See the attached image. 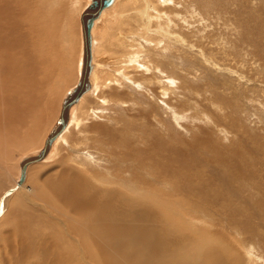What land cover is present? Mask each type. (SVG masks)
Segmentation results:
<instances>
[{"label": "rangeland", "instance_id": "obj_1", "mask_svg": "<svg viewBox=\"0 0 264 264\" xmlns=\"http://www.w3.org/2000/svg\"><path fill=\"white\" fill-rule=\"evenodd\" d=\"M47 1L57 23L49 40L58 60L54 57L56 65L33 129L21 128L26 136L0 158V196L18 178L21 160L39 152L57 126L61 104L79 79L80 16L86 0ZM125 1L129 8L122 15L114 9L108 23L96 28L107 32L100 40L104 49L99 58L108 84H98L75 110L50 157L29 166L27 187L5 200L0 234L6 235L14 208L24 205L32 212L29 190L35 194L47 177L70 168L91 190L123 192L135 183L147 200L161 206L158 213H173L167 222L191 241V249L201 244L206 253L219 252L222 264H264V0ZM43 2L32 0L39 7ZM149 64L162 68L163 84L153 82ZM167 78L173 84L166 83ZM16 90L8 93L17 95ZM129 147L131 158L138 150H146L155 162L162 158L164 168L156 184L153 180L141 186L125 172L119 159ZM76 152L79 156L70 158ZM96 178L100 182L93 185ZM128 200L132 205L137 198ZM61 203L56 201L58 207ZM36 210L51 223L50 230H59L61 224L53 216L59 218L60 211Z\"/></svg>", "mask_w": 264, "mask_h": 264}, {"label": "bare ground", "instance_id": "obj_2", "mask_svg": "<svg viewBox=\"0 0 264 264\" xmlns=\"http://www.w3.org/2000/svg\"><path fill=\"white\" fill-rule=\"evenodd\" d=\"M43 1L45 3H41L40 6L42 7H39L34 5L32 0H0V158L7 155L9 148L16 144V141L26 136L25 131H21V128L25 127L23 129L26 131L33 129L37 121V108L43 105L44 90L46 91L49 85V76L51 78L53 67L56 65L55 50L49 39L52 37V29L57 23L49 13L51 10L50 3L48 4L47 0ZM91 2L92 0H86L83 9L90 6ZM126 8H129V3H126L125 0H113L110 7L100 11L90 30L89 49L87 43L84 42L82 33V59L79 79L85 69L88 84L86 88H83L76 102L69 106L63 126L59 127L58 131L56 130L55 138L41 161L49 158L54 146L59 140H63L69 125L73 122L75 110L83 107V103L89 95L93 94L92 92L96 90L98 84L100 87L102 84L105 86L108 84L107 73L103 70L100 63L101 58H99L104 49L100 40L102 41L107 32L99 33L96 28L103 22L108 23V16L112 10H119L115 12L117 15H122ZM138 8L135 10V15L140 13ZM172 29L170 28V30ZM85 51L89 55V65L86 66L83 57ZM147 53L149 54V52ZM154 65L149 66L152 69L150 71L154 74L151 79L157 85L159 82L163 84L159 78L163 75L160 71L162 68L160 67L158 70L159 66ZM137 67L143 69L142 66ZM150 71L147 70V72ZM166 83L173 84L169 78H167ZM13 87L17 88L16 91L19 93L12 96V93L9 94L8 92ZM148 87L147 89L152 92V87ZM173 110L175 111V109ZM53 130L43 141L42 148L48 136L54 133ZM89 134L91 135V133ZM90 142L96 141L91 139ZM5 145L9 146L8 149ZM130 149L129 147V151L123 152L119 159L126 166L125 172L131 178L139 181L141 186L153 180L156 184L164 165L162 158L156 162L153 159L150 160L146 150H138V153L135 152L134 154L132 152V155L135 156L131 158ZM77 156L79 154L76 152L70 158L74 159ZM3 163L1 160L0 167H3ZM37 163L26 166L24 179L20 183L19 167L18 178L0 196V219L6 198L27 187L24 182L27 177V170L29 166ZM52 176L50 175L42 182V187L40 185L35 194L32 193L33 190H29L27 193L28 197L33 194L29 197V201L34 205L31 208L34 213L27 211L24 205L14 208L12 220L5 224L7 227L5 228L6 235L0 234V264L5 262L2 258L4 252L8 264H222L219 260V252L206 253V248L200 247L201 244L191 249V241L189 242L179 233H176L173 222H167L174 217L173 213L169 211V215L166 217L161 215V212L158 213L157 211L161 209V206L156 202L154 204L152 200H147L146 192L142 188L136 189L135 183H132L134 188L129 189V191L119 192L118 188L115 190L108 188L97 190L94 188V191L86 183H79V178L70 168L67 170L60 168ZM36 182H33V185H36ZM96 182L100 181L96 178L93 185ZM78 184L87 187L81 186L79 189ZM151 193L153 196L155 195V193ZM130 196L137 198V200H133L132 205H130L131 200H128ZM56 201L62 202L61 208L58 207ZM155 205L158 208L152 210ZM39 207L46 209L49 214H57L60 211L59 218L53 216L58 220L56 224L58 222L61 224L58 231L50 230L53 228L51 223L47 221L48 219L35 214ZM64 212H72L76 214V217L67 218ZM124 216L126 218H123ZM40 227L44 228L46 232H43Z\"/></svg>", "mask_w": 264, "mask_h": 264}, {"label": "water", "instance_id": "obj_3", "mask_svg": "<svg viewBox=\"0 0 264 264\" xmlns=\"http://www.w3.org/2000/svg\"><path fill=\"white\" fill-rule=\"evenodd\" d=\"M112 3H113V0H92L91 5L88 6L86 9H84L83 12L81 13V16H80L81 30L83 33L84 42L87 43L88 49L90 46V30L93 25L94 19L99 15L102 9L110 7ZM83 57L85 59L84 65L85 66L89 65V60H88L89 55L87 51L83 53ZM85 71L86 70L84 69L79 79V82L77 86L74 88L73 92L68 94L67 98H65L62 104L60 115H59L58 124L53 130L54 133L50 134L48 138L46 139L42 150H40L38 153L32 156L25 157L21 160L20 165H19L20 167L19 183L22 182L24 179L26 166L32 163L40 162L46 156V153L49 150V146L51 145V143L53 142L55 138L56 130L58 131V128L63 126V123L65 119L67 118L69 106H71L73 103L76 102L83 88L87 87L88 76L85 74Z\"/></svg>", "mask_w": 264, "mask_h": 264}]
</instances>
